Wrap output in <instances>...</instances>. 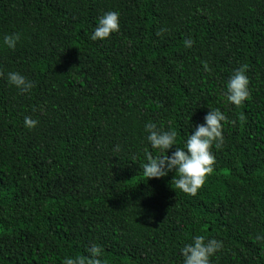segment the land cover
<instances>
[{"label":"trees","instance_id":"16d2710c","mask_svg":"<svg viewBox=\"0 0 264 264\" xmlns=\"http://www.w3.org/2000/svg\"><path fill=\"white\" fill-rule=\"evenodd\" d=\"M110 11L119 31L93 41ZM245 64L237 107L226 85ZM0 72V264H63L93 243L103 264H184L197 235L223 242L210 264H264V0H0ZM216 109L235 123L195 196L175 172L143 175L145 151L165 154L147 123L176 132L171 156Z\"/></svg>","mask_w":264,"mask_h":264},{"label":"clouds","instance_id":"9594fccd","mask_svg":"<svg viewBox=\"0 0 264 264\" xmlns=\"http://www.w3.org/2000/svg\"><path fill=\"white\" fill-rule=\"evenodd\" d=\"M119 31V13L110 11L99 18L91 39L93 41L106 40L111 34ZM167 29H161L157 36L163 35ZM20 39L18 33L7 34L3 37L4 44L9 49H14ZM193 41L189 38L184 42L186 47H192ZM247 65H242L235 70L226 85L227 101L237 107L241 106L249 98V80L246 76ZM207 71V65L205 64ZM0 76L3 73L0 72ZM7 80L10 85L16 87L22 94L29 92L33 84L23 75L17 72H9ZM240 120L244 117L241 115ZM204 123L196 125L193 134H190L184 143V147H175L171 156L167 153L176 145L177 134L175 131H165L158 128L155 123L149 122L145 125L147 141L153 149L165 153L162 156L154 157L150 152L145 151L147 163L142 165L143 175L149 179H161L170 172H175L172 180L175 189L185 194L195 196L203 187L206 178L214 171L215 156L212 148L219 149L223 145V124L229 122L227 117L218 109L210 110L204 117ZM25 127L33 129L38 121L31 117H25ZM119 150V146L117 149ZM257 239H262L257 237ZM223 248V242L215 238L206 239L202 235H197L191 243L186 244L181 249L184 264H210V258ZM89 253L87 257L66 258L63 264H103L99 258L103 249L93 243L86 249Z\"/></svg>","mask_w":264,"mask_h":264}]
</instances>
